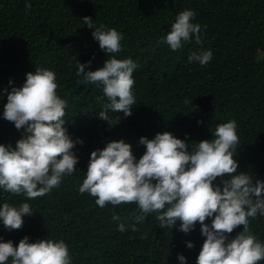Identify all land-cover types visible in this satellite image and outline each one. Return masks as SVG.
Listing matches in <instances>:
<instances>
[{"label":"trees","instance_id":"1","mask_svg":"<svg viewBox=\"0 0 264 264\" xmlns=\"http://www.w3.org/2000/svg\"><path fill=\"white\" fill-rule=\"evenodd\" d=\"M184 10L195 13L192 23L200 25L201 43L193 36L173 51L165 38ZM85 17L91 18L92 29ZM100 25L121 33L119 52L100 49L92 35ZM208 50V64L189 61L192 53ZM109 58L131 59L137 68L132 115L109 110L106 122L99 118L103 86L77 76V63L90 62L86 71H95ZM40 69L56 74L57 95L68 105L64 127L74 141H83L73 149L79 162L42 197L29 200L0 188V207L29 203L32 213L23 217L19 230L6 229L0 220V242L63 240L71 264H180L178 255L196 264L206 239L199 223L187 234L179 231V221L161 228L157 213L136 223L137 204L101 208L95 197L81 194L91 153L109 142L130 144L138 161L146 151L141 137L151 140L169 132L193 151L196 143L215 138L219 124L234 120L238 173L264 182V0H0V144L15 148L25 136V129L3 118L4 105L7 92ZM214 184L222 187L221 178ZM206 223L210 226L211 219ZM242 231L243 226L236 228L229 239ZM249 231L264 243V216L249 218Z\"/></svg>","mask_w":264,"mask_h":264},{"label":"clouds","instance_id":"2","mask_svg":"<svg viewBox=\"0 0 264 264\" xmlns=\"http://www.w3.org/2000/svg\"><path fill=\"white\" fill-rule=\"evenodd\" d=\"M31 8V4H26ZM195 13L182 11L172 24L165 42L175 51L195 36L201 43L199 24H193ZM92 29V20L83 18ZM93 39L107 54L121 50V33L116 29L96 28ZM212 52L192 53L189 61L208 64ZM91 66L77 63V76L83 75L86 83L103 86V111L99 118L108 122L107 112H123L132 115L135 104L133 72L137 64L131 59L109 58L104 66L95 71H86ZM11 84L12 81H9ZM56 74L47 69L27 73L22 87H13L7 92L3 118L26 134L11 145L0 144V188L13 194H22L27 199L42 197L58 187L64 176L76 171L79 162L73 149L82 140H73L65 125L67 102L57 95ZM7 91V90H4ZM3 95V93H0ZM104 97L108 102L103 103ZM200 123V122H198ZM215 138L196 143L193 151L189 144L169 132L157 133L149 140L141 137L140 144L146 151L137 161L132 146L123 140L109 142L103 150L90 155L86 178L80 187L81 194L89 193L96 204L118 206L135 203L141 215L136 223L144 221L151 213L161 228H172L180 222L179 231L187 234L199 223L201 234L206 239L196 264H258L264 260V243L249 231V218L264 216V182L244 172L238 173V163L233 158L239 143L237 124L234 120L219 124ZM225 176L230 179H223ZM221 178V186L214 181ZM155 182V183H154ZM32 215L29 203L14 207L4 203L0 207V220L8 230H19L23 217ZM211 219V225L206 220ZM119 221L120 217L113 216ZM243 226V231L229 239L233 231ZM118 230L125 231L119 223ZM132 230L136 231L135 225ZM194 245L187 243V248ZM180 264H187L183 255H178ZM71 264L68 246L61 240L50 239L29 242L21 239L17 246L11 241L0 242V264Z\"/></svg>","mask_w":264,"mask_h":264}]
</instances>
